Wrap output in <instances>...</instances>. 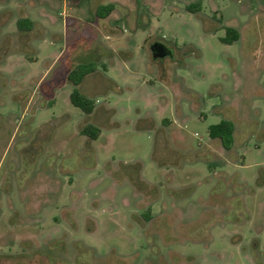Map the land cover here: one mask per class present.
<instances>
[{
	"label": "rangeland",
	"instance_id": "obj_1",
	"mask_svg": "<svg viewBox=\"0 0 264 264\" xmlns=\"http://www.w3.org/2000/svg\"><path fill=\"white\" fill-rule=\"evenodd\" d=\"M0 264H264V0H0Z\"/></svg>",
	"mask_w": 264,
	"mask_h": 264
},
{
	"label": "trees",
	"instance_id": "obj_2",
	"mask_svg": "<svg viewBox=\"0 0 264 264\" xmlns=\"http://www.w3.org/2000/svg\"><path fill=\"white\" fill-rule=\"evenodd\" d=\"M196 5H189L188 8L194 9ZM115 6L113 3L102 4L99 5L96 9V14L99 17H106L112 13ZM19 28L23 32L24 35L29 34L34 26L33 21L28 17H23L18 21ZM240 34L232 26H228L227 28V36L224 38L226 42H233L239 39ZM97 71V67L94 62L86 61V62H78L76 63L72 69L69 71L68 79L71 80L74 85L78 88H75L71 93V101L74 105L80 107L85 113L92 114L96 109V101L93 96L85 94L79 88V85L92 73ZM81 132L83 134L89 135L91 138L96 139L99 135V128L89 123L85 125ZM234 132H235V124L230 119H223L219 123L212 124L209 127V134L212 138L218 139L221 144L226 149H231L234 144Z\"/></svg>",
	"mask_w": 264,
	"mask_h": 264
},
{
	"label": "crops",
	"instance_id": "obj_3",
	"mask_svg": "<svg viewBox=\"0 0 264 264\" xmlns=\"http://www.w3.org/2000/svg\"><path fill=\"white\" fill-rule=\"evenodd\" d=\"M109 3V2H108ZM107 2H104V3H102V4H108ZM102 4H100V5H102ZM114 10H115V8H114ZM113 10V11H114ZM112 11V12H113ZM97 15V14H96ZM98 17V19H99V21L101 22V24H103V25H105L106 24V20H107V18L109 17V15L108 16H106V17H99V16H97ZM107 26V25H106ZM108 28V27H107ZM93 41L94 40H92L91 42H89V46H88V48H90V49H97V50H99L100 51V47L98 46V45H94V43H93ZM85 83V81H83L82 82V84H80L79 85V88L81 89V91L83 92V93H85V94H88V95H91V96H93V90L91 91V92H86V91H84V86L85 85H83ZM99 88H100V86H101V83H99L98 85H97Z\"/></svg>",
	"mask_w": 264,
	"mask_h": 264
},
{
	"label": "flooded vegetation",
	"instance_id": "obj_4",
	"mask_svg": "<svg viewBox=\"0 0 264 264\" xmlns=\"http://www.w3.org/2000/svg\"><path fill=\"white\" fill-rule=\"evenodd\" d=\"M155 49L159 50V51H171L169 48H167L165 45L157 42L154 44Z\"/></svg>",
	"mask_w": 264,
	"mask_h": 264
}]
</instances>
